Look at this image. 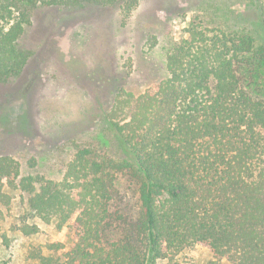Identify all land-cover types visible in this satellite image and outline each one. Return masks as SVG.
<instances>
[{
  "label": "trees",
  "instance_id": "1",
  "mask_svg": "<svg viewBox=\"0 0 264 264\" xmlns=\"http://www.w3.org/2000/svg\"><path fill=\"white\" fill-rule=\"evenodd\" d=\"M254 3L256 34L191 20L166 47L160 81L136 95L116 90L104 121L119 154L77 146L59 181L21 176L0 154V204L18 195L40 221L67 229L68 246L30 249L33 264H157L196 244L216 261L264 264V96L252 86L264 68V0ZM86 4L127 16L138 0H0V83L26 65L19 39L36 8ZM120 176L135 189L132 208Z\"/></svg>",
  "mask_w": 264,
  "mask_h": 264
},
{
  "label": "rangeland",
  "instance_id": "2",
  "mask_svg": "<svg viewBox=\"0 0 264 264\" xmlns=\"http://www.w3.org/2000/svg\"><path fill=\"white\" fill-rule=\"evenodd\" d=\"M254 1L138 0L127 16L116 5L36 8L19 39L30 53L26 65L18 77L0 83V154L18 161L21 176L59 181L77 146L118 153L104 121L116 90L136 95L160 81L166 47L184 36L191 20L256 34ZM248 68L242 69L246 81ZM254 73L252 86L264 96V68ZM118 185L126 207L135 206L127 176ZM22 221L38 231L24 235L18 229ZM66 232L40 221L15 195L8 205L0 204V264H33L32 247L53 240L68 246ZM157 264L229 263L196 244Z\"/></svg>",
  "mask_w": 264,
  "mask_h": 264
}]
</instances>
